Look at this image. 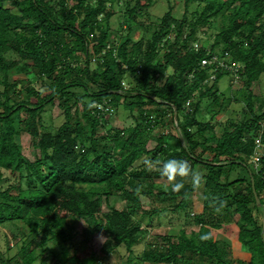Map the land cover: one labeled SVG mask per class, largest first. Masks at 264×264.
I'll return each instance as SVG.
<instances>
[{
	"label": "trees",
	"instance_id": "trees-1",
	"mask_svg": "<svg viewBox=\"0 0 264 264\" xmlns=\"http://www.w3.org/2000/svg\"><path fill=\"white\" fill-rule=\"evenodd\" d=\"M152 2L0 0V225L26 229L13 264H109L105 260L120 245L131 251L147 235L134 217L144 213L142 198L159 203L145 212L172 206L194 216L198 230L181 228L159 237L163 241L145 242L136 263L233 264L230 239L250 254L236 264H264V96L251 90L264 75V0H183L180 18L169 2L149 38L131 44L136 17ZM194 4L199 6L190 10ZM116 6L122 12L114 33L127 28L118 39L110 29ZM210 28L213 39L202 40L199 34ZM213 55L239 67L201 65ZM235 74L241 86L230 101L242 102V117L214 124L224 109L219 80L227 76L230 84ZM10 76L17 77L10 82ZM34 81L47 89L38 91ZM53 103L64 121L44 132L42 112ZM120 107L134 124L111 128L109 115ZM159 122L171 130L154 137ZM23 134L31 140L28 150ZM151 139L156 145L148 150ZM207 153L209 160L203 159ZM171 158L207 173L195 183L191 176L177 177L166 190L155 179ZM179 181L183 188L171 190ZM200 185L203 207L194 214L190 195ZM118 193L123 207L104 211L103 201ZM79 220L89 234L104 238L98 252L69 254L66 243ZM36 236L38 253L27 241Z\"/></svg>",
	"mask_w": 264,
	"mask_h": 264
},
{
	"label": "rangeland",
	"instance_id": "rangeland-1",
	"mask_svg": "<svg viewBox=\"0 0 264 264\" xmlns=\"http://www.w3.org/2000/svg\"><path fill=\"white\" fill-rule=\"evenodd\" d=\"M52 2V0H51ZM169 2L173 4V15L176 18H180L184 11V4L183 0H153L152 5L148 7L145 11L146 14L144 16H138L136 17V25L133 26L132 31L129 33V38L132 42L138 40L140 37L148 39L150 32L152 31V28L156 23L159 22L160 17L167 11L169 7ZM6 6H8L6 4ZM194 6H199L198 4L190 5L189 9L192 10ZM10 7V6H8ZM14 10V9H13ZM115 10L116 15L111 18L110 23V29L113 33L119 28V20L120 15L122 12V8L120 6H116ZM139 24V26H138ZM147 25H150V28H147ZM146 27V28H145ZM127 28L124 26L122 27V30L118 34H115V38L118 39L119 36H124L127 33ZM208 33V34H207ZM206 35L205 34H199L200 37H202V40L208 39V42H210L213 39V35L215 33L214 28H210L207 30ZM199 37V38H200ZM17 76H10L9 81L11 82L13 78L16 79ZM125 88H127V84L123 83ZM32 86L37 89L38 91H44L47 89L46 83H41L39 81H34L32 83ZM241 86L240 82L232 81V83H228V77L223 76L218 83L219 87V95L220 100L222 99L223 103V112L217 114L215 118L211 121L214 124H216L217 121L219 122H225L229 119H232L234 122H238L241 117V109H242V102H236L235 100H231L234 94V91L237 90ZM22 84L17 85V90H20L22 94H24V90L21 89ZM1 89V86H0ZM251 90L253 93L257 96H264V75L260 77L258 81H255L251 85ZM229 99V100H224ZM264 110V107L261 109V111ZM169 116L166 117L165 123H168ZM64 121V115L62 112V109H60L56 103L52 105L46 106L45 110L42 112V124H43V130L44 132H47L49 130H56ZM74 120H71V123H73ZM134 120L132 115L128 111L123 110L121 107L114 110L109 115V126L113 128V126H128L133 125ZM171 128L165 124L162 125L160 122L156 124L154 129H152L151 135L154 137H158L159 135L168 132ZM101 130V129H100ZM102 133H104V129L101 130ZM100 133V131H99ZM30 137L26 134H23L20 138V141L25 145V150H28V144L31 142ZM156 145V141L154 139H151L146 144V149L152 150ZM262 147L257 146L256 152H262ZM256 156V155H255ZM254 156V157H255ZM212 154H205L203 155V159L209 160L211 159ZM141 162V161H139ZM138 162V163H139ZM257 161H255L254 158H252L251 161H249V164L252 166L256 164ZM189 163V162H188ZM162 167V166H161ZM196 169V173L200 175H204L207 173V170L203 166H199ZM155 182L162 183L164 185L168 184V180L166 177H158L155 179ZM125 201L121 197V195L115 194L112 195L109 200L108 204L103 201L102 203V209L104 211L109 210V206L112 205L117 208H122ZM190 204L193 208V213L197 214L202 211L203 207V185L198 186L195 188V190L190 195ZM153 206H159V203L156 201H151L148 198H142V208L144 210V213L137 214L135 219L140 222L141 226L147 229V235L145 238L140 241L138 244L134 245L132 247L131 251H128V249L124 245H120L115 252H113L107 259L105 260L109 264H124L127 262L128 258L131 257L132 260L129 264H139L136 263V257L142 252L145 246V242L147 241H163L162 239H159V237H162L166 234H172L175 235V233L179 229H184L186 233H189L190 231L198 230V225L193 222L192 215L186 216L184 212H174L172 211V206H169L165 211H163L160 214H149L145 212L146 210H151ZM88 226L86 223L82 220H79L75 223V227L73 229L74 236L71 240H69L66 244L69 246V254L73 255L76 253L84 252L87 249L92 250V252H98L102 245L104 244V238L100 235H92L88 233ZM13 225L11 224H3L0 225V264H2V259H11L12 264L15 262V260H19V249L24 244L25 238H26V229H14L16 232V235L13 236L11 231L13 230ZM217 238L226 240L227 237H225L223 234H217ZM31 240L32 243L30 245V249L35 250L36 253L39 252L40 246L37 245L39 242V237H29L27 238V241ZM229 240L230 244V251H231V262L233 264H236L238 260L248 261L250 258V254L242 251L240 247L235 245L232 240ZM49 245H53L52 242L48 243ZM99 258H102L101 256ZM40 259H37V262H39ZM40 264V262H39ZM43 264H49V259L43 263ZM142 264H152L149 262H144ZM189 264H209L206 262H201L200 260H194L192 263Z\"/></svg>",
	"mask_w": 264,
	"mask_h": 264
},
{
	"label": "clouds",
	"instance_id": "clouds-1",
	"mask_svg": "<svg viewBox=\"0 0 264 264\" xmlns=\"http://www.w3.org/2000/svg\"><path fill=\"white\" fill-rule=\"evenodd\" d=\"M160 174L162 177H166L168 181H176L177 177H188L191 176L193 182H198L199 175L194 172L191 165L186 160H180L171 158L163 162L160 169ZM183 182H175L171 184V190L179 191L183 188ZM168 185H164V188L167 190Z\"/></svg>",
	"mask_w": 264,
	"mask_h": 264
},
{
	"label": "built area",
	"instance_id": "built-area-1",
	"mask_svg": "<svg viewBox=\"0 0 264 264\" xmlns=\"http://www.w3.org/2000/svg\"><path fill=\"white\" fill-rule=\"evenodd\" d=\"M197 43L194 44V48H197ZM224 55L226 56L227 53L225 52ZM211 63H215L217 65L220 66H224L227 68H232L233 70H236L237 67H239V64H236L234 62H230V63H225L221 58H219L217 55H213L211 56V58H204L201 60V65H207V64H211ZM236 83L238 82V75L235 74L234 75V80ZM255 159V161L258 162L259 159V154H257L255 157H253Z\"/></svg>",
	"mask_w": 264,
	"mask_h": 264
},
{
	"label": "water",
	"instance_id": "water-1",
	"mask_svg": "<svg viewBox=\"0 0 264 264\" xmlns=\"http://www.w3.org/2000/svg\"><path fill=\"white\" fill-rule=\"evenodd\" d=\"M175 109V108H174ZM255 198H256V202H257V204H259V199H258V197H257V195L255 194ZM263 231H264V225H263Z\"/></svg>",
	"mask_w": 264,
	"mask_h": 264
}]
</instances>
